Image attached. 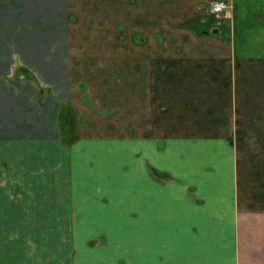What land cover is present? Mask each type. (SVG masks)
Instances as JSON below:
<instances>
[{
    "label": "crops",
    "instance_id": "0c3cea01",
    "mask_svg": "<svg viewBox=\"0 0 264 264\" xmlns=\"http://www.w3.org/2000/svg\"><path fill=\"white\" fill-rule=\"evenodd\" d=\"M212 1L0 0V264H264V0Z\"/></svg>",
    "mask_w": 264,
    "mask_h": 264
},
{
    "label": "rangeland",
    "instance_id": "374dc122",
    "mask_svg": "<svg viewBox=\"0 0 264 264\" xmlns=\"http://www.w3.org/2000/svg\"><path fill=\"white\" fill-rule=\"evenodd\" d=\"M210 12L211 13H209V16L211 18H214V20L218 19V18H216L215 14L212 13V11H210ZM225 14H226V12L221 16V18L224 17ZM9 65L12 66L13 68H15L17 66L16 62H9ZM16 70L17 71L15 72V75L11 78L12 82L17 84V83H20V81L22 79H28V78H23V76H22L23 74H25L31 80L33 79V76L31 75V73L28 69H26V68L23 69L21 66H19ZM45 88L46 87L39 88V96L40 95H47L48 93L52 92L51 89H49V88L45 89ZM85 99H87L86 102H90L89 98H85ZM62 111L64 113V116L66 114L68 117V121H65V126L63 127V130L68 129L67 130L68 132H64L63 137H64L65 141L69 143V142H72L75 139H77V137H78L77 131H78V126H79V123L81 122V119L78 117V115L75 113L74 109L71 107V105L68 102H66L65 104L62 105Z\"/></svg>",
    "mask_w": 264,
    "mask_h": 264
},
{
    "label": "built area",
    "instance_id": "2783aa9c",
    "mask_svg": "<svg viewBox=\"0 0 264 264\" xmlns=\"http://www.w3.org/2000/svg\"><path fill=\"white\" fill-rule=\"evenodd\" d=\"M228 0H214L211 2V11L215 14L216 18L221 16L229 9Z\"/></svg>",
    "mask_w": 264,
    "mask_h": 264
},
{
    "label": "trees",
    "instance_id": "16d2710c",
    "mask_svg": "<svg viewBox=\"0 0 264 264\" xmlns=\"http://www.w3.org/2000/svg\"><path fill=\"white\" fill-rule=\"evenodd\" d=\"M64 132H67V130H63V134H64ZM66 142V141H65ZM74 141H72V142H69V143H73ZM66 143H68V142H66Z\"/></svg>",
    "mask_w": 264,
    "mask_h": 264
}]
</instances>
